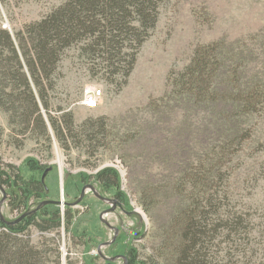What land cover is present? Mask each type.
<instances>
[{"label": "rangeland", "instance_id": "1", "mask_svg": "<svg viewBox=\"0 0 264 264\" xmlns=\"http://www.w3.org/2000/svg\"><path fill=\"white\" fill-rule=\"evenodd\" d=\"M66 1L0 2V27L10 32L18 46V33L45 20ZM207 46H214L217 60L211 63L212 76L205 85L209 91L200 98L187 89L184 74L196 53ZM9 57L3 52L1 58ZM10 62V71L17 77L27 74L29 93L39 103L44 124L27 126L18 104L15 111L11 104L7 105L11 111L0 108L5 220L15 222L44 201H63L65 205L55 206L65 217L67 203L76 202L88 185L117 200L95 179L101 169L114 168L121 174L122 192L130 199L128 210L141 217L127 216L120 208L105 216L119 230L114 248L102 249L106 257L109 252L133 249L142 263L174 264V248L179 250L185 234L182 219L197 208L203 210L209 195L216 193L220 214L204 221L211 236L206 244L209 262L264 264V103L250 114L244 113L242 105L252 94L264 102V0L164 3L128 78L123 75L124 64L108 61L85 43L74 45L62 53L55 74L42 79L49 113L25 63L22 70L15 60ZM0 74V99L31 100L28 92L22 95L24 89L18 84L17 91H11L14 81L4 70ZM91 90L103 92L96 110L83 104ZM68 114L73 117L72 132L64 123ZM50 116L59 121L65 140H58ZM30 159L41 168L35 174L26 166ZM84 174L90 179L80 183ZM18 175L41 181L48 188L47 197L18 205L5 183L9 176L20 182ZM110 208L88 191L73 208L74 227L41 232L32 226L21 238L46 252L49 261L57 253L60 264H87L88 259L103 264L98 248L116 236L100 219ZM96 231L103 234L101 245L88 250L89 233ZM178 256L179 252L174 259Z\"/></svg>", "mask_w": 264, "mask_h": 264}, {"label": "trees", "instance_id": "2", "mask_svg": "<svg viewBox=\"0 0 264 264\" xmlns=\"http://www.w3.org/2000/svg\"><path fill=\"white\" fill-rule=\"evenodd\" d=\"M168 1L170 0H67L45 20L27 26L23 33H18L16 36L18 46L10 32L0 27V73L4 70L5 76L14 81L15 84L11 91L16 92L18 84L24 89L22 95H27L30 92L27 74L22 72L21 76L17 77L15 72L10 71L9 68L10 61L15 60L16 65L23 70V61L30 78L38 89L43 109L49 113L51 107L42 79L49 80L55 74L65 50L85 43L93 51L104 55L108 61L124 64L123 75L128 78L134 70L138 51L146 42L150 32L157 26L161 6ZM0 2L6 3V0H0ZM212 47L214 46L201 47L196 53V60L184 74L188 77L187 89L200 98L206 96L209 91L205 85L208 86L212 76L211 63L217 60V51L211 50ZM3 52L10 54V57L3 60L1 58ZM4 61L6 63L3 66ZM29 95L31 100L27 97L11 101L0 99V108L7 110V105L11 104L12 111H15L18 104L21 109L23 108L27 126L36 123L43 126L44 119L39 103L30 93ZM246 98L242 104L246 114L255 113L264 103L260 96L254 94ZM7 111H11L10 108ZM64 119H66L64 123L67 131L72 132L74 128L72 114L66 115ZM49 120L58 140H65L59 121L52 116ZM26 166L31 174L41 170L38 162L33 159L27 160ZM20 177L22 178L18 175L20 182L13 180L11 176L5 181L11 193L18 198V205H26L32 198L47 197L48 188L41 181L34 177L28 180ZM88 179L90 178L85 174L79 178L80 183ZM95 179L103 191L113 192L114 198L127 209L131 208L130 199L122 192V178L117 169H103L96 174ZM218 201V195L212 193L207 198V205L203 210L197 208L188 218L182 219L186 223L185 234L179 250L174 248V257L179 252L177 258L173 257L174 264H211L207 257L206 246L211 236L207 228L209 225H205L204 221L209 215L218 217L220 214ZM67 204L65 217L61 215L58 205H51L45 207L40 214L29 216L16 225H7L0 220V264H60V257L57 253L54 259L49 261L46 252H42L33 246L30 240L21 238V236L32 226H37L41 232H47L63 226L70 229L76 225L74 210L69 203ZM74 234L77 235L78 230ZM89 234L91 237L87 238V249L99 247L101 245L99 239L103 238L102 232L96 231V233ZM81 238L86 239V236L83 235ZM165 250L168 251V248ZM86 263L91 264L92 262L88 259ZM132 264H145L139 261L138 253L133 249Z\"/></svg>", "mask_w": 264, "mask_h": 264}, {"label": "water", "instance_id": "3", "mask_svg": "<svg viewBox=\"0 0 264 264\" xmlns=\"http://www.w3.org/2000/svg\"><path fill=\"white\" fill-rule=\"evenodd\" d=\"M103 169H105V168H103ZM103 169H101V170H103ZM44 179H45V176L43 177V180H42L43 182H44ZM0 190H1L2 193H3V199H2V201L0 202V220H1L3 223L7 224V225H16V224L20 223L21 221H23L24 219H26L27 217L37 214V213H38L41 209H43L45 206L53 205V204H54V205H55V204L65 205V203H63V201H62V202L44 201V202H42V203H41L36 209H34V210H32V211H29V212L25 213L23 216H21V217H20L18 220H16L15 222H8L7 220H5L4 216H3L2 213H1V208H2L3 204L5 203V201L7 200V196H6L5 189H4L3 186H1V185H0ZM88 191H92L93 194H94V196H95L98 200H100V201L106 203L107 205L111 206V208H110L109 210H107V211H105V212H103V213L101 214L100 219H101V221H102V222H103L108 228H110V229H112V230L115 231L116 236H115V238H114V240H113L112 242H108V243L102 245L101 247H99V248H98V251H99V254H100V256L102 257L103 260H105V261H114V259H109V258H107V257L102 253V249H103V248H106V247H108V246H110V245H112V243L116 240V237H117V235H118V233H119V230H118L117 228L112 227V226L109 224V222H108L107 220H105V216H107L109 213H112L113 211H115V210L117 209V207H119V208H120V209H121V210H122L127 216H134V215H138V216H140V214H139V212H137V211H133L132 213L127 212L126 209H125V206H124L122 203H120L119 201H117V200H115V199H110V198H107V197L102 196V195L98 192V190H97L93 185H88V186L84 187L83 190H82V194H81L80 198H79L76 202L70 204V206L73 207V208L78 207V206L80 205V203L83 201V199L85 198V196H86V194H87ZM140 217H141V216H140Z\"/></svg>", "mask_w": 264, "mask_h": 264}, {"label": "flooded vegetation", "instance_id": "4", "mask_svg": "<svg viewBox=\"0 0 264 264\" xmlns=\"http://www.w3.org/2000/svg\"><path fill=\"white\" fill-rule=\"evenodd\" d=\"M117 209H119V207H117ZM125 209L129 213L131 212L126 207H125ZM38 214H40V213H38ZM115 245L116 244H114V245L112 244V245H110L109 248H114ZM99 256H100V254H99ZM107 258L114 259V261H105L102 259V257H99V259L102 261L103 264H120V262H121V264H132V250L127 249L123 254H113V253L109 252V254H107Z\"/></svg>", "mask_w": 264, "mask_h": 264}, {"label": "built area", "instance_id": "5", "mask_svg": "<svg viewBox=\"0 0 264 264\" xmlns=\"http://www.w3.org/2000/svg\"><path fill=\"white\" fill-rule=\"evenodd\" d=\"M102 97H103L102 91L91 90L90 92L86 93L83 100V104L89 110H96L100 107V102Z\"/></svg>", "mask_w": 264, "mask_h": 264}, {"label": "bare ground", "instance_id": "6", "mask_svg": "<svg viewBox=\"0 0 264 264\" xmlns=\"http://www.w3.org/2000/svg\"><path fill=\"white\" fill-rule=\"evenodd\" d=\"M60 163H61V165H63L62 161Z\"/></svg>", "mask_w": 264, "mask_h": 264}]
</instances>
